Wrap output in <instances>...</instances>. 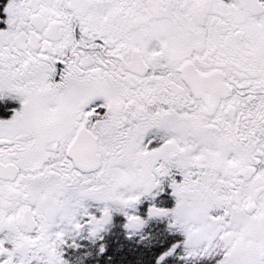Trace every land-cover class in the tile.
<instances>
[{
    "label": "snow or ice",
    "instance_id": "1",
    "mask_svg": "<svg viewBox=\"0 0 264 264\" xmlns=\"http://www.w3.org/2000/svg\"><path fill=\"white\" fill-rule=\"evenodd\" d=\"M0 264H264V0H0Z\"/></svg>",
    "mask_w": 264,
    "mask_h": 264
}]
</instances>
